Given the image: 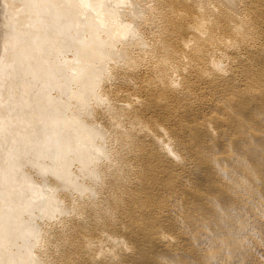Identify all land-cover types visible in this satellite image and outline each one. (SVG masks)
<instances>
[{
	"label": "bare ground",
	"instance_id": "bare-ground-1",
	"mask_svg": "<svg viewBox=\"0 0 264 264\" xmlns=\"http://www.w3.org/2000/svg\"><path fill=\"white\" fill-rule=\"evenodd\" d=\"M0 27V264H264V0H0Z\"/></svg>",
	"mask_w": 264,
	"mask_h": 264
},
{
	"label": "rangeland",
	"instance_id": "rangeland-1",
	"mask_svg": "<svg viewBox=\"0 0 264 264\" xmlns=\"http://www.w3.org/2000/svg\"><path fill=\"white\" fill-rule=\"evenodd\" d=\"M0 30H1V27H0ZM262 252L259 251L258 253H256V255H254V258H256L259 254H261ZM256 260H254V263H255Z\"/></svg>",
	"mask_w": 264,
	"mask_h": 264
}]
</instances>
